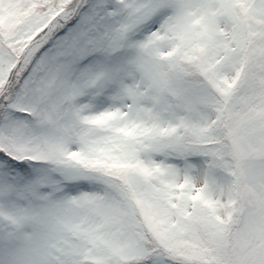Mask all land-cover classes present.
Listing matches in <instances>:
<instances>
[{"label": "snow or ice", "instance_id": "1", "mask_svg": "<svg viewBox=\"0 0 264 264\" xmlns=\"http://www.w3.org/2000/svg\"><path fill=\"white\" fill-rule=\"evenodd\" d=\"M0 264H264V0H0Z\"/></svg>", "mask_w": 264, "mask_h": 264}]
</instances>
